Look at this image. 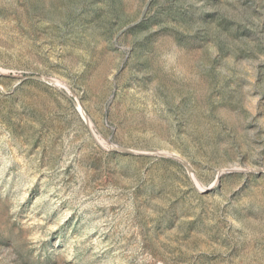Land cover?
Listing matches in <instances>:
<instances>
[{"label":"rangeland","instance_id":"rangeland-1","mask_svg":"<svg viewBox=\"0 0 264 264\" xmlns=\"http://www.w3.org/2000/svg\"><path fill=\"white\" fill-rule=\"evenodd\" d=\"M0 264H264V0H0Z\"/></svg>","mask_w":264,"mask_h":264}]
</instances>
